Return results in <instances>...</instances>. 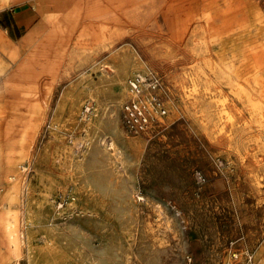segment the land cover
<instances>
[{"label": "rangeland", "instance_id": "374dc122", "mask_svg": "<svg viewBox=\"0 0 264 264\" xmlns=\"http://www.w3.org/2000/svg\"><path fill=\"white\" fill-rule=\"evenodd\" d=\"M135 1L85 0L77 16L54 19L68 24L43 26L21 43L27 44L22 57L36 51V63L9 67L0 94V121H14L12 139L22 134L19 128L30 130L21 142L4 145L28 151L22 161L28 169L19 167L21 198L13 205L21 256L0 245V264H264L263 118L235 101L227 106L235 113L228 119L214 89L194 105L191 62L166 40L165 12L142 29L129 22L136 18L119 15V5ZM14 15L12 8L0 9L2 42L18 44L46 20L37 11L19 26ZM110 27L118 30L112 43ZM233 36L240 40L241 32ZM101 37L100 51L81 64L78 40ZM66 40L72 57L47 73ZM233 45L216 38L214 59L237 52ZM153 48L158 56L149 54ZM138 74L161 78L156 94L167 112H151L149 125L135 131L124 105L134 97L129 81ZM150 93L144 84L141 97L148 103ZM35 102L43 105L37 115L29 105ZM8 185H0V194Z\"/></svg>", "mask_w": 264, "mask_h": 264}, {"label": "bare ground", "instance_id": "6f19581e", "mask_svg": "<svg viewBox=\"0 0 264 264\" xmlns=\"http://www.w3.org/2000/svg\"><path fill=\"white\" fill-rule=\"evenodd\" d=\"M72 1L74 2L73 7L72 9H68L67 5ZM84 1L40 0L39 4L35 3V7L42 18L46 20L41 21L38 26L33 27L18 44L12 43L10 40L0 41V94L6 88L5 82L8 78L7 73L9 67L16 65L18 69L22 66L30 67L36 63V61L33 62L32 60L36 56V51L30 52L25 57H22L21 49L26 48L27 44L24 46L21 43H29L32 41V35L40 31L43 26L51 25L54 27L68 24V22H56L54 19L56 17L66 19L77 16L80 13V4ZM106 1L109 2L111 0ZM118 1L120 2L122 0ZM199 1L140 0L135 1L131 7L119 5L118 9H120L119 15L136 18L137 20H131L129 22L136 27H141L140 29L146 26L150 18L154 17L160 10L165 12L164 15L167 16L168 33H170V36L167 39L163 37V39L168 41L171 48L177 46L182 49L185 52V56L191 62L190 68L193 87H191L192 92L189 93L194 99V105L200 103L204 99L203 96H207L214 89L217 94H221H219L220 98L218 97V99L223 105L222 114L225 111L228 119H233L235 113L229 111L227 106L233 104L235 101H239L242 105H249L253 114L261 115V120L263 118L264 122V108L262 107V103H264V9L260 5V1L247 0L246 5L243 6H220L215 4V0H204V3L200 4ZM11 2L12 0H0V8ZM53 5L58 11H50V7ZM106 10L107 8L104 7L101 13ZM86 14H88V11ZM217 18H222L223 21L217 22ZM233 24L237 25V29L230 27ZM105 29L106 27L104 26L102 30L105 31ZM108 30L111 31V37L108 39H111L109 42L112 43L116 40L114 37L118 30L115 27H110ZM237 30L241 32V39L236 41V37L233 35L236 34ZM165 33H162L161 36L165 35ZM200 34H203V36H200ZM216 38L221 42L230 38V40H233L235 50L238 49L237 52H233L228 58L225 57L220 60L214 59L212 50ZM105 39V37H101L89 40H78L80 42L79 45L84 48L81 55V64L87 62L86 58L91 53L96 54L100 51ZM67 43L68 41L66 40L61 46L60 53L56 55V59L46 66L47 73L51 74L52 66L59 64L61 62L60 60L69 55L72 57L73 51L67 53ZM8 45L11 48L6 51ZM148 52L152 56H158L160 53L154 48ZM25 59L26 61H24ZM211 74L215 76L214 80L209 78ZM202 79H204L203 86H200ZM223 86L228 87V93H224ZM188 91L190 90L188 89ZM133 95L134 97L136 96L135 93ZM216 103L218 104V102ZM148 104L151 112L158 113L156 107L151 102ZM29 105L33 108L36 115L42 111L43 105L40 102ZM219 113L221 112L219 111ZM13 122L12 119L6 120L4 123L0 121V185L9 183L5 192L0 194V245H6L8 252L18 259L21 256L19 247L21 245L20 221L17 218L19 210L15 209L13 205L21 198L20 177L22 173L19 167L23 170L28 169V166L22 163L23 160H26L28 151L22 149L17 150L11 147L4 149V145H9L15 141L21 142L26 132L30 130L29 127L19 128L18 131H21L22 134L18 139L13 140V135L11 134L14 126ZM204 127L206 129L208 128L206 124H204ZM78 148L79 151H82L83 145L79 144Z\"/></svg>", "mask_w": 264, "mask_h": 264}, {"label": "built area", "instance_id": "2783aa9c", "mask_svg": "<svg viewBox=\"0 0 264 264\" xmlns=\"http://www.w3.org/2000/svg\"><path fill=\"white\" fill-rule=\"evenodd\" d=\"M146 83L151 91L148 101L156 107V110L160 114H165L167 112L166 108L161 105L160 98L156 94V91L159 90L162 85L161 78L155 74L151 76L147 75L146 77L136 75L130 81L131 89L136 96L124 105L125 121L131 130H144L150 123L151 110L149 109V104L140 96L143 92L144 84Z\"/></svg>", "mask_w": 264, "mask_h": 264}, {"label": "crops", "instance_id": "0c3cea01", "mask_svg": "<svg viewBox=\"0 0 264 264\" xmlns=\"http://www.w3.org/2000/svg\"><path fill=\"white\" fill-rule=\"evenodd\" d=\"M40 0H12V2L2 8L1 10L12 8L15 10L14 19L17 25L22 26L25 24H29L32 17L36 15V12L38 11L35 7V3L39 4ZM29 11H32V14H30ZM29 12V13H28ZM34 19H36L34 17ZM0 35L7 38L4 33L0 29Z\"/></svg>", "mask_w": 264, "mask_h": 264}]
</instances>
